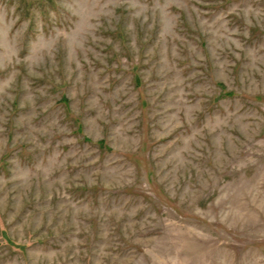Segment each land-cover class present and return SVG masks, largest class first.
I'll list each match as a JSON object with an SVG mask.
<instances>
[{"label":"rangeland","instance_id":"obj_1","mask_svg":"<svg viewBox=\"0 0 264 264\" xmlns=\"http://www.w3.org/2000/svg\"><path fill=\"white\" fill-rule=\"evenodd\" d=\"M0 264H264V0H0Z\"/></svg>","mask_w":264,"mask_h":264},{"label":"trees","instance_id":"obj_2","mask_svg":"<svg viewBox=\"0 0 264 264\" xmlns=\"http://www.w3.org/2000/svg\"><path fill=\"white\" fill-rule=\"evenodd\" d=\"M101 143H103V141Z\"/></svg>","mask_w":264,"mask_h":264}]
</instances>
